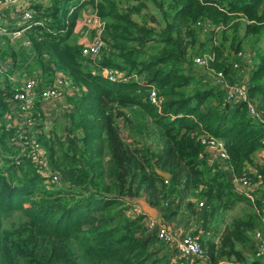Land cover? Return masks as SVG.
I'll use <instances>...</instances> for the list:
<instances>
[{
	"label": "trees",
	"instance_id": "obj_1",
	"mask_svg": "<svg viewBox=\"0 0 264 264\" xmlns=\"http://www.w3.org/2000/svg\"><path fill=\"white\" fill-rule=\"evenodd\" d=\"M145 1L32 4L23 36L40 68L32 70L37 85L48 84L53 73L60 71L76 91L68 96L71 107L63 115L65 129L55 124L42 130L44 115L37 102L32 106L40 118L35 124L40 129L37 141L51 169L60 174L61 183L46 189L36 167L10 139L15 123H5L3 113L14 102L10 100L14 84L7 72L0 71V264H193L177 257L175 249L160 245L144 222L146 214L123 210L124 201L132 204L131 198L140 195L160 216L170 217L176 202L190 190L197 197L194 200L202 198L199 210L194 200L185 205L197 221V215L204 220L239 200L254 205L231 218L216 241L198 237L207 263L223 259L229 264H261L259 258H247L242 251V247L251 248L248 232L262 223L261 194L250 198L233 191L231 178L244 170L250 154L263 145L264 121L248 115L244 100H223V90L205 80L202 70L196 75L188 52L195 44L200 49L197 54L204 50L196 25L202 20L218 24L207 41L212 53L209 66L229 82H237L231 63L237 50L248 47L251 62L242 84L264 116V0H159V7L166 2L170 9L161 10L160 20L142 10ZM86 2L102 22L105 43L98 58L87 62L92 71L81 64V43L72 31ZM242 17L246 19L243 36L239 34ZM147 18H153V24H147ZM0 37V61L8 59L9 67L15 69L23 66L22 59L30 52L20 48L19 40L17 50L6 35ZM245 37L248 42H241ZM256 42L263 48L254 47ZM104 67L120 70L124 80H109L100 72ZM151 87L160 97L157 105L148 99ZM122 107L133 110L139 127L127 119L133 136L129 141L116 122L125 113ZM203 132L222 139L225 169H212L214 164H208L204 154L198 156L202 150L198 135ZM15 157H20L19 163ZM154 167L166 171L167 177ZM255 170L248 174L260 179L263 193L264 162L255 164ZM66 187L78 190L65 196L59 191ZM14 211L16 217L8 220Z\"/></svg>",
	"mask_w": 264,
	"mask_h": 264
},
{
	"label": "built area",
	"instance_id": "obj_2",
	"mask_svg": "<svg viewBox=\"0 0 264 264\" xmlns=\"http://www.w3.org/2000/svg\"><path fill=\"white\" fill-rule=\"evenodd\" d=\"M18 1L22 2L23 0H0V6L11 5ZM24 5L25 6L21 9L20 19L18 21L19 27L8 30L0 24V35L4 34L13 40L23 34V29L29 25L32 16V8L30 7L29 0H26ZM80 20V25L85 26V30L91 33V37L86 41H79L81 42L80 54L82 56H98L105 44L101 36L102 22L95 13L91 11V8L81 12ZM21 41L23 44H28L25 37L22 38ZM235 53L237 58H241L244 64L249 66L251 62V52H249V50H237ZM210 59L211 56L206 53L192 56L193 65L203 68V72L206 74L205 80L207 79L208 82L217 85L223 90V100H244L246 102V111L248 115L264 121L262 108L258 107L256 102L247 96L245 85L236 81H226L221 72L214 71L209 66L208 62ZM8 63V59H6V61H0V71L8 72L11 69ZM232 66L237 67L238 62L233 61ZM102 71L105 73L104 76L111 81L124 80V76L120 70L104 67ZM13 81L14 86L10 92V100L16 103L19 113L10 139L12 143L19 148V153L28 157V160L36 167L38 174L43 178L45 186H57L61 183L60 174L58 170L51 169L49 163L47 166L45 161L46 157L43 155L42 147L36 138V133L39 128L36 127L35 124L36 122L38 123L40 118L38 119L37 114H33L32 106L37 99L54 102L56 99L62 98L65 94L72 95L76 91V88L71 85L68 77L60 71H55L51 81L39 88L37 86L38 78L34 73H22L18 80L15 79ZM62 85H64L66 89L61 94L63 91L61 89ZM147 96L151 103L155 105L159 104L160 97L156 93L154 87L149 89ZM70 105L71 104H69L66 110L69 109ZM198 141L202 145V150L198 152V156H202L210 149L214 152L212 155L215 157L214 162L212 161L213 158H210L209 164H214L212 169H225L226 163L224 159L226 158V151L222 139L208 132H203L198 135ZM15 161L19 163L20 157H15ZM231 182L232 188L238 193L249 195L252 198L258 197L261 194V220L264 223V192L261 193L262 185L260 184V179H253L247 171L243 170L239 175L233 176ZM194 201L197 207L202 205L201 199ZM140 212L142 211L139 205L133 202L131 204V212L128 214L135 215ZM148 226L150 229H153L155 237L159 241L166 245L173 246L172 248L175 249L177 257H183L188 259L190 263L198 264L200 259L204 256V251L198 240V234L194 232L195 225L193 221L189 222L187 228L183 230L182 233L172 230L166 223L157 218H150ZM251 237L253 240L252 246L254 256H264V230H260L259 228L253 229Z\"/></svg>",
	"mask_w": 264,
	"mask_h": 264
},
{
	"label": "crops",
	"instance_id": "obj_3",
	"mask_svg": "<svg viewBox=\"0 0 264 264\" xmlns=\"http://www.w3.org/2000/svg\"><path fill=\"white\" fill-rule=\"evenodd\" d=\"M26 0H23L22 2L21 1H18V2H14L12 3L11 5H2L0 6V24L2 26L5 27V29H14V28H17L19 27V24H18V21L20 19V13H21V9L24 5V2ZM30 2V7L32 6V4L34 3H37V4H42L40 0H29ZM81 14V13H80ZM136 19H139L137 16H135ZM243 21L246 20L244 19L243 17L241 18ZM245 22V21H244ZM147 24H153V21L151 20H147L146 21ZM79 24H81V20H80V17L78 16V18L76 19V22L73 26V29L72 31L74 30L76 32V30L78 29L79 27ZM219 25L218 24H209L208 21L206 20H202L200 22V32L198 31V39H202L204 40V42L208 41V38L209 37H213L210 32L214 31V30H218L219 29ZM244 27V26H243ZM24 31V30H23ZM73 31V33H74ZM1 35H4V34H1ZM24 34H22L21 36H19L17 38V40H19V43L21 44V48H23L25 50V52H30V42L29 40L26 38V40L28 41V44H23L22 43V38H24L23 36ZM75 35V33H74ZM8 37V36H7ZM6 39H8V42H10L12 39H10L9 37ZM207 38V39H206ZM3 37H0V42L2 41ZM16 40V39H15ZM77 42H79L78 38H76ZM214 42V41H213ZM210 43V42H209ZM209 45V44H208ZM260 46V48L262 49L263 46L261 43H257L254 44V47H258ZM13 47V46H12ZM14 49V47H13ZM204 49L202 53H206L208 55L211 56V59H212V53L208 51V48H204V43H203V48ZM245 49V47L243 48ZM242 49V51H243ZM248 50V49H246ZM233 51H231L232 53ZM252 53V52H251ZM210 59V60H211ZM209 60V61H210ZM233 61H237L238 62V66L237 67H233L232 66V63H231V66L233 67L234 71H235V76L237 78V82H245L246 78H247V70L249 68V66H246L243 62V60L241 58H237L236 56H234V60ZM232 61V62H233ZM22 62H23V66H21L20 68L18 69H15L14 67H12L8 72H7V76L9 78V80L14 84V81L15 79L18 80V78L21 76L22 73H33L34 71L36 70H39L40 71V68L38 67V65L34 64L35 60L34 58H32V52L29 53V57L26 58V59H22ZM209 63V62H208ZM36 66V67H35ZM34 70V71H32ZM200 70H202L203 72V68H200ZM231 72H233V70L231 69ZM204 73V72H203ZM234 73V72H233ZM223 75V73H222ZM224 79L226 81H228L225 76L223 75ZM3 85L0 84V88H2ZM37 102V106L39 108V110H41V112L43 113V115L45 114H51L52 113V110L50 107H46L44 105L46 104H49L51 101H45V100H41V99H37L36 100ZM124 107H122L123 109ZM127 110H131V108H128ZM18 108L16 106V103L15 102H11L9 104V110L5 111L3 113V117L5 118L6 121L9 120V122H11V124H14L16 121H17V117H18ZM61 118L64 120L62 122H60L59 124V128L62 129H65L66 126H67V121L65 120V117L64 116H61ZM42 121V130H45L44 126H45V116H44V119H41ZM128 123L127 122L125 124V126L127 128H129L128 126ZM132 123V122H131ZM133 124V123H132ZM133 126H135L133 124ZM130 129V128H129ZM132 130V129H131ZM131 130L130 133H131ZM64 131V130H63ZM46 134H48V132L46 131L45 132ZM130 137V139L133 137L132 134H129L128 135ZM127 137V136H125ZM124 137V138H125ZM138 138H140L138 136ZM129 141V140H128ZM214 154V152L212 150H208V152H206L204 155H205V158L207 160V163L209 164L210 162V158L212 157V161L214 162L215 161V157L212 155ZM225 161V159H224ZM264 162V145L256 148L251 154H250V160L245 162L244 164V167L243 169L249 173H252L254 174L255 173V164H260V163H263ZM233 189V188H232ZM233 191H235L233 189ZM236 192V191H235ZM192 193V192H189V194ZM238 193V192H237ZM193 194V195H192ZM191 195H187L188 196H191L189 198V200H194L196 199L197 197L194 196V193H192ZM243 194V193H242ZM248 197V196H246ZM250 198H252L251 196H249ZM248 197V198H249ZM202 199V198H200ZM239 201H242V206H241V212L240 213H237L236 215L238 214H241L244 210H246L247 207H254V205H250L248 206L247 203L243 200H239ZM239 201H236L235 203H233L230 207H226V208H223L222 209V212L220 213L222 215V213H226L227 211L229 212L230 209L234 208L235 205L239 202ZM177 205V208H176V211L173 215H171L170 217H162L160 216L158 213L156 215L155 218H157L158 220L160 221H163L164 223H166L172 230L176 231V232H180L182 233L183 230H185L189 224L190 221H193L195 224H199V229L197 228V234H198V237H199V234L203 231L202 233V237L203 238H211L213 239L214 236H216L215 234L217 233V231L221 228V227H224V223L225 221L227 222V219L225 220H218L214 223H212V220L214 219L215 217V213L214 214H211L209 216H207L204 220L202 219V217H198V221L196 220V218L194 217H190V214L188 213V211H186V206L184 207L183 205L179 204V202H176ZM202 206V205H201ZM201 206L197 207L196 206V203H195V207L199 210L201 208ZM183 213H186L185 216H183ZM234 215V216H236ZM234 216L230 217L229 220L231 218H233ZM154 218V219H155ZM183 218L185 220H183ZM228 220V221H229ZM262 222V221H261ZM255 228H259L260 230H264V223L262 222L260 225H257L256 227H254L253 229ZM201 229V231H200ZM252 229V230H253ZM252 230L250 232H248L250 234V241H251V248H246V247H242V251L244 253V256L247 257V258H251V257H256L254 256L253 254V246H252V243H253V240H252V237H251V233H252ZM214 240V239H213ZM216 241V240H214ZM173 249V248H172ZM176 255V253H175ZM172 258V257H171ZM206 256L202 257L200 259V262H198V264H208L207 261H206ZM261 260V264H264V256H260V257H257ZM217 264H229V262H227L226 260H219Z\"/></svg>",
	"mask_w": 264,
	"mask_h": 264
},
{
	"label": "rangeland",
	"instance_id": "obj_4",
	"mask_svg": "<svg viewBox=\"0 0 264 264\" xmlns=\"http://www.w3.org/2000/svg\"><path fill=\"white\" fill-rule=\"evenodd\" d=\"M41 1V3L43 4V5H46V3L48 2L49 3V0H40ZM158 1L159 0H146L145 2V6H144V8L142 9L144 12H146L148 15V17H150V16H152L154 19H157V20H160V13H161V10L163 9V10H166V12H169V10L170 9H168L167 8V5H166V2L163 4V2H162V6L161 7H159L158 6ZM127 2H129V1H127ZM132 2H134V1H132ZM122 5H124V3H122ZM262 5H264V2L262 3ZM90 6V7H89ZM91 8V5L89 4V3H85L84 4V6L81 8V10H80V13L81 12H83V11H86V9H90ZM138 18H139V16L138 15H136ZM153 18H151L152 19V21H153ZM148 20H150L149 18H147ZM244 21H242L241 23H240V29H239V34L240 35H242L243 36V32H244V27H243V23ZM162 23V22H161ZM197 26V30L200 32V28H199V26L200 25H196ZM78 29H79V32L78 31H76V33L78 34V36H77V38H78V40L80 41V40H82V41H86L88 38H90L91 37V33L88 31V30H85V26H82V25H80L79 24V27H78ZM218 36H220V34H219V32L214 36L215 37V40L217 39V37ZM201 39V38H200ZM248 39H249V37H245V38H242L241 39V42H248ZM11 43H12V45H13V47L14 48H17V50H19V45H20V43H19V45H18V41H17V38H16V40L15 39H13V40H11L10 41ZM151 42H153V41H150V42H148L147 43V45L146 46H148L149 44H151ZM259 42V41H258ZM261 42H262V40H261ZM81 43V42H80ZM209 42H204V48H209ZM247 45H250V46H252L251 44H247ZM247 45H244V46H247ZM21 48V47H20ZM152 48H154V46H152ZM152 48H150V49H152ZM246 48H248V47H245V49L244 50H246ZM23 49V48H22ZM200 49L198 48V45L197 44H195L194 46H192L190 49H189V52H188V56H190V54L192 55V56H194V55H198L196 52H200L199 51ZM191 56V57H192ZM97 59L98 57L97 56H80V61H81V64L82 65H84L88 70H95V69H93V67L91 66V65H89V64H87V62H89V60H91V59ZM193 69H194V71H195V73H196V75H200L201 73H198V71L200 70V67L199 66H196V65H193ZM101 73H103V75L105 74L103 71H100ZM123 74V73H122ZM46 76V75H45ZM43 81H45V78H44V80ZM41 85V84H40ZM38 86V85H37ZM42 86V85H41ZM41 86H38V88L39 87H41ZM61 89L63 90L62 92H61V94L65 91V86L64 85H62L61 86ZM69 95H67V94H65V95H63L62 96V98H58V99H56L54 102L53 101H51L49 104H46V105H44V106H46V107H50L51 108V110H52V113L49 115L48 113L47 114H45L44 116H45V126H44V128L45 129H47L48 128V126L50 127V126H55V124H56V126H58L59 124H60V122H62L63 120H64V118L62 119L61 118V116H63L64 115V112H65V110H66V108L69 106V104H70V102L68 101V97ZM36 102V101H35ZM71 107V106H70ZM69 107V108H70ZM128 108H130V107H124L122 110L125 112V113H123V114H120V115H118L117 117H116V122L118 123V126H119V129H120V134L122 135V137H125V136H127V137H125V139L126 140H131L130 139V137L128 136L129 134H130V131L127 129V127L125 126V124L127 123V119H129L134 125H135V127L136 128H139L138 127V125L136 124V120L134 119V113H133V110H127ZM67 111V110H66ZM55 128V127H54ZM49 129V128H48ZM38 133H40V129L37 131V135L36 136H38ZM151 139H148V141H150ZM40 142V141H39ZM42 151H43V155L46 157V163H47V166H48V163H49V165H50V161H48L49 160V158L47 157V154L44 152V148H42ZM61 152H63V151H61ZM57 153V152H56ZM65 154H66V156H71V154H73V153H71V152H64ZM77 157H78V155H75V153H74V158H75V161H76V159H77ZM48 158V159H47ZM60 160H63V158L62 157H60ZM51 166V165H50ZM45 185V184H44ZM43 185V186H44ZM46 189L47 188H50V187H46V186H44ZM61 188V187H60ZM48 190H51V191H56V188H51V189H48ZM62 191H59V192H61V193H64V195L65 196H68L69 194H70V192H77V190L78 189H68V187H66V190L65 189H61ZM63 190H65V191H63ZM192 193H193V190H190ZM59 192H57V194H60ZM52 193H54V192H52ZM192 193H190L189 195H191ZM193 195V194H192ZM191 195V196H192ZM191 196H188V197H185V198H183V200L179 203V204H181V205H183L184 207H185V205L187 204V201L189 200V198L191 197ZM190 201V200H189ZM242 201H239L236 205H235V207L234 208H232V209H230L229 210V212L227 211L226 213H222V215L220 214L221 212H222V208H219L218 210V213L217 214H215V217H214V219L212 220V223H214V222H216V221H218V220H225V219H227V222H228V220H229V218L230 217H232V216H234V215H236L237 213H240L241 212V206H242ZM123 205H124V208H123V210L124 211H126L127 213H130L131 212V204L130 203H127L126 201H124V203H123ZM186 215V213H183V216H185ZM16 217V211H14V212H12L9 216H8V220H12V219H14ZM149 220H150V218L148 217V216H146V218L144 219V222L146 223V226H148V222H149ZM183 220H185L184 218H183ZM227 222L225 221V223H224V225L225 224H227ZM194 225H195V228H198L199 229V224L197 223V224H195L194 223ZM147 228H149V226L147 227ZM150 229V228H149ZM222 229H223V227H221L218 231H217V233L215 234L216 236H214L213 237V239L214 240H217V237H218V235L220 234V232L222 231ZM200 231H201V229H200ZM154 235H155V233H154ZM201 239L203 238L202 237V234L199 236ZM204 239V238H203ZM161 243V242H160ZM163 248H166V245H165V243L163 244V242L160 244ZM169 248H172L173 246L172 245H167Z\"/></svg>",
	"mask_w": 264,
	"mask_h": 264
},
{
	"label": "water",
	"instance_id": "obj_5",
	"mask_svg": "<svg viewBox=\"0 0 264 264\" xmlns=\"http://www.w3.org/2000/svg\"><path fill=\"white\" fill-rule=\"evenodd\" d=\"M156 173L161 175L162 177H167L168 173L163 171L157 167H154ZM230 176V174H228ZM131 201L138 204L141 211L146 214L149 218L154 219L157 215V209L152 206L143 196H134L131 198Z\"/></svg>",
	"mask_w": 264,
	"mask_h": 264
}]
</instances>
